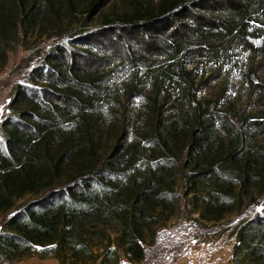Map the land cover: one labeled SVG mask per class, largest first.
I'll return each mask as SVG.
<instances>
[{
	"label": "trees",
	"instance_id": "obj_1",
	"mask_svg": "<svg viewBox=\"0 0 264 264\" xmlns=\"http://www.w3.org/2000/svg\"><path fill=\"white\" fill-rule=\"evenodd\" d=\"M67 1L72 6L79 0ZM110 1L91 0L88 22L94 23L96 12ZM204 1L215 2L133 0L118 16L105 14L103 26L148 38L169 31L163 42L171 49L170 63L186 57L189 45L198 49L193 58L217 44L224 50L225 37L237 38L247 33L246 22H256L264 52V0H219V27L201 15L205 25L185 34L183 42L171 41V27L189 22L188 5L204 7ZM60 5L58 0H0V70L8 52L40 21L59 24ZM182 61L176 69L167 64L153 80L123 86L124 109L130 99H143L127 128L105 121L111 90L118 93L114 104L119 107V85L108 80L110 72L85 69L62 46L51 48L28 86H16L0 126V264L33 255L59 264H119V253L138 264L145 259L144 245L157 244L158 227L175 215L179 198L189 199L192 213L212 224L264 201V157L253 148L251 135L237 138L225 126V135L217 130L216 112L197 99L195 80H189ZM169 90L176 91V99L167 107ZM105 137L112 140L106 148ZM27 196L35 201L18 207ZM261 205L232 234L231 264H264ZM9 212L14 213L4 218Z\"/></svg>",
	"mask_w": 264,
	"mask_h": 264
},
{
	"label": "rangeland",
	"instance_id": "obj_2",
	"mask_svg": "<svg viewBox=\"0 0 264 264\" xmlns=\"http://www.w3.org/2000/svg\"><path fill=\"white\" fill-rule=\"evenodd\" d=\"M58 1L61 3L56 13L59 24L54 26L46 23L44 18L31 29L26 39L21 40L20 45L8 52L7 63L0 70V126L8 116L7 107L16 86H28L26 81L31 72L42 64L43 58L53 46L59 45L66 48L68 56L75 57L78 64L85 69L104 68L110 72L108 80L113 81L115 86L119 85V107L114 104L118 93L111 90L110 97L106 100L108 105L104 108L105 121L119 128H127L133 124L143 103L141 97H135L129 100L124 109L123 104L126 102L123 86L130 85L131 80L137 82L153 80V75H158L161 68L168 64V68L176 69L183 60L181 65L185 72H191L189 80H195L197 99L204 100L205 104L210 105L209 112H216L217 130L225 135L222 131V127L225 126L237 138H240L241 134L251 135L253 148L257 154L264 157V52L261 51L262 42L258 39L256 28L259 25H256V22H249V25L246 22L247 33L240 34L237 38L225 37L227 44L224 50L217 44L214 46L217 48L212 52L204 51L202 56L193 58L192 55L196 56L198 49L189 45L190 50L186 57L178 56L174 61L170 60V63H167L166 54L171 53V49L163 40L168 38L169 31L148 38L138 32L126 36L121 31H112L113 26H103L105 14L110 17L118 16L127 10L133 0H111L107 7L96 12L94 23L88 22L93 16L88 19V14L85 13L91 0H79L72 6H69L67 0ZM53 4L54 11L57 6L55 2ZM201 4L188 5L191 9L189 22L171 27L170 33L174 32L172 37H169L171 41L183 42V39L188 38L185 34L191 36L192 29L205 25L201 15L207 20H215L219 27L217 22L220 20L217 16L223 9V6L219 5V0H215L211 5L205 2L204 7ZM46 18L53 19L50 13L46 14ZM188 25L190 27L186 29ZM217 27V30L221 29ZM147 44H152L153 47L150 46L148 49ZM172 80L179 79L175 77ZM143 91L149 94L150 87L146 86ZM169 96L170 103L167 107L176 99V91L169 90ZM230 106H233V109L229 110ZM109 109L118 115L116 117L109 115L107 112ZM105 139L107 140V137ZM111 141L107 140L103 147L106 148V143ZM188 200L183 197L177 200L175 215L158 227L155 246L144 245L145 259L138 264H170L179 253L189 247L187 245L189 238L200 230L209 229V223L200 221L198 215L192 213V209L188 207ZM34 201L35 198L27 196L19 200L17 206L31 204ZM263 202H251L241 211L227 215L220 224L210 225V228L215 230L226 226L233 234L243 220L253 217L262 210ZM13 213L9 212L4 218L7 219ZM2 221L3 218H0V228ZM119 257V264H136L126 260L121 253ZM16 264L59 263L51 258L40 260L33 255Z\"/></svg>",
	"mask_w": 264,
	"mask_h": 264
},
{
	"label": "built area",
	"instance_id": "obj_3",
	"mask_svg": "<svg viewBox=\"0 0 264 264\" xmlns=\"http://www.w3.org/2000/svg\"><path fill=\"white\" fill-rule=\"evenodd\" d=\"M216 224H220L216 223ZM200 230L187 240L189 246L170 264H215L217 255L235 243V236L226 226L212 230Z\"/></svg>",
	"mask_w": 264,
	"mask_h": 264
},
{
	"label": "crops",
	"instance_id": "obj_4",
	"mask_svg": "<svg viewBox=\"0 0 264 264\" xmlns=\"http://www.w3.org/2000/svg\"><path fill=\"white\" fill-rule=\"evenodd\" d=\"M231 250L232 247H228L220 252L216 257L215 264H231Z\"/></svg>",
	"mask_w": 264,
	"mask_h": 264
}]
</instances>
